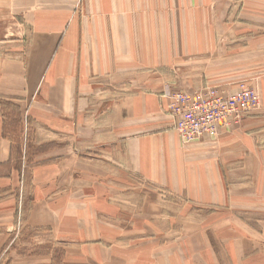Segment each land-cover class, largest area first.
I'll return each mask as SVG.
<instances>
[{
    "label": "crops",
    "instance_id": "obj_1",
    "mask_svg": "<svg viewBox=\"0 0 264 264\" xmlns=\"http://www.w3.org/2000/svg\"><path fill=\"white\" fill-rule=\"evenodd\" d=\"M215 1L0 0V24L21 28L6 46L16 54L0 53V264L53 263L11 239L18 214L24 231L53 234L66 250L62 264H264V207L200 210L198 222L173 236V225L139 220L144 210L121 224L138 201L112 202L138 177L184 195H225L239 168H254L250 193L264 195V146L253 127L264 112L221 129L216 141L187 145L167 116L176 70L193 56L204 62L197 71H218L208 57L224 50L233 61L241 50L243 72L264 68V0L228 2L237 15H223ZM10 104L35 108L42 122L32 124L43 146L32 162L15 156ZM70 136L87 148L61 144ZM97 141L101 150L92 148ZM97 195H107L103 218Z\"/></svg>",
    "mask_w": 264,
    "mask_h": 264
},
{
    "label": "rangeland",
    "instance_id": "obj_2",
    "mask_svg": "<svg viewBox=\"0 0 264 264\" xmlns=\"http://www.w3.org/2000/svg\"><path fill=\"white\" fill-rule=\"evenodd\" d=\"M231 1H233L234 5H237L238 3L236 2V0L215 1L218 7L221 5L223 6V11L219 10L218 8V10L223 13V15H237L236 8L233 7V4V10L229 9L226 6L230 5V3L228 2ZM244 2L245 0H242V4ZM240 11L242 12L245 10ZM196 26L198 25L196 24ZM228 26L232 27L234 25ZM20 31L21 28L17 23H11L7 25L0 24V53L3 57H11L16 54V50L14 48L8 49V47L6 46L7 44L12 46L16 44L14 41H16V39H20ZM5 36L7 38H5V41H3L2 39ZM240 54L241 50L236 52L235 56L238 57H236L234 61L230 59V57L233 56L229 55L227 50H224V52L220 53L219 55L209 56L207 61L209 65L208 67L219 68L218 71H197L198 68L203 69L204 62L200 60V56H193L192 61L190 62L192 63L191 65H189L188 67L181 66L179 67L180 69L176 70L177 73H175V75L177 77V87L175 92L194 94L204 87H216L220 92H227L224 89L223 85L231 84V82L238 83L237 89H240L242 86L252 87L258 93V105L256 106L255 110L246 113L234 123V126H239L240 124L242 125V122L248 115L256 111L264 112V79L262 81L257 80L259 79V77L263 78L264 75L262 76V74H264V68L260 71L243 72L242 68L244 64L240 63L239 61ZM10 105L8 109V114L10 117L8 119V128L6 126V129H9L10 138H12L13 142L15 143V147L17 149V151L15 152V156L17 159L23 158L24 161L27 160L26 163L32 162L33 156L41 153V148H43V146H39L40 143L34 141L37 138L34 133L39 127L32 124L36 123L37 125H41L42 122H40L35 116V108H32L29 105L23 106V108H21L20 104ZM167 116L169 117L168 111ZM253 127L254 129H256L255 135H257V143H260L262 146H264V120L256 122ZM32 129L34 132H32ZM242 133H246V127L243 128ZM54 138L55 136H50L48 137V140ZM79 138L80 137L77 136H70L64 142H61V144L71 146L79 143H84L86 149L89 141L82 140L80 142ZM94 140H97V137H95ZM216 146H214L213 148H217ZM92 148L101 150L98 141L95 142V146H92ZM76 152L77 153H74L79 155L78 153H80L81 150ZM22 153L23 156L21 157ZM107 154L112 156L113 158L116 157V154ZM69 155L73 156V152ZM113 167L115 166H109L108 170H111V173L114 174L116 171ZM27 171L29 172V168H27ZM254 171V168L237 169V176H235L236 178L234 180H237L235 181V183H238L234 185V188L230 187L227 191H225V195H184L181 192L175 193L170 192L166 189H162L159 185H154L153 183H151L147 178L143 179L142 177H138V181L132 178L134 180L133 184L131 183L130 185H123L125 189L130 188V190H127V195L123 193L122 195L112 193L111 195H117L114 196L112 202L120 204L131 202L130 197L135 198L138 201V205L132 203L133 209L125 211L127 213V216L125 221H121V224H133V222H130V219L132 218L131 215H138L141 210H144L142 217H138V219H142L145 225L150 224L151 222H160L166 225H173V228H175L177 232L172 234L173 236L175 234H177L178 236L182 232L184 223L187 224L198 222L200 215L197 211L200 210L206 212L222 211L224 213H227V210H229V208H235L239 210L238 214L243 215L245 213H249L250 209L253 210L260 207L263 208L264 195H253L252 192L250 193L249 184L254 181ZM135 181H137V183ZM136 189L138 190V192H136ZM232 190H234V192H232ZM82 197L84 199H82L80 203L85 202L86 206H90L91 198H88L87 195H83ZM106 199L107 195H97V200L95 202L97 213L103 214L101 218L107 215L106 213L100 212L101 209L107 208ZM97 201L100 202L97 204ZM23 221L24 217L20 214L16 215L15 221L12 220L13 226L11 227L12 231L10 232L11 239L13 238L17 240L27 241L25 245H27L32 251V255L38 256L42 254L47 257L51 256L53 257V260H51L53 261L52 264H62L61 260L59 259L60 257L65 256L66 250L62 249V247L57 244V240L55 239L53 234L45 230H29L27 228L26 231H24ZM147 233L148 231L145 230L144 235H147Z\"/></svg>",
    "mask_w": 264,
    "mask_h": 264
},
{
    "label": "built area",
    "instance_id": "obj_3",
    "mask_svg": "<svg viewBox=\"0 0 264 264\" xmlns=\"http://www.w3.org/2000/svg\"><path fill=\"white\" fill-rule=\"evenodd\" d=\"M167 95L171 99L169 117L185 145L216 141L221 129L231 127L258 105V93L249 86L230 93L204 87L194 94L169 92Z\"/></svg>",
    "mask_w": 264,
    "mask_h": 264
},
{
    "label": "bare ground",
    "instance_id": "obj_4",
    "mask_svg": "<svg viewBox=\"0 0 264 264\" xmlns=\"http://www.w3.org/2000/svg\"><path fill=\"white\" fill-rule=\"evenodd\" d=\"M195 143H197V142H195Z\"/></svg>",
    "mask_w": 264,
    "mask_h": 264
}]
</instances>
